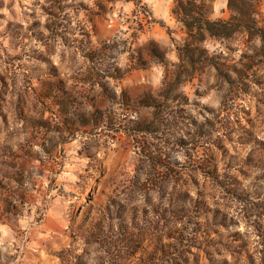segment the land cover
Wrapping results in <instances>:
<instances>
[{"label":"rangeland","instance_id":"obj_1","mask_svg":"<svg viewBox=\"0 0 264 264\" xmlns=\"http://www.w3.org/2000/svg\"><path fill=\"white\" fill-rule=\"evenodd\" d=\"M19 2L27 28L0 13V35L20 49L4 50L0 71V223L19 241L0 244V264H264L263 41L209 38L222 75L205 66L187 77L174 0L144 2L152 16L125 0ZM217 3L207 13L229 17ZM57 81L71 96L65 117L43 98ZM177 209L189 215L164 218Z\"/></svg>","mask_w":264,"mask_h":264},{"label":"trees","instance_id":"obj_2","mask_svg":"<svg viewBox=\"0 0 264 264\" xmlns=\"http://www.w3.org/2000/svg\"><path fill=\"white\" fill-rule=\"evenodd\" d=\"M132 2L135 5L134 12L140 14H148L152 16L148 6L143 0H125ZM206 0H174L171 8V14L181 24L184 31V39L182 43L176 46L179 63L177 64L178 70L183 69L187 77L191 76V72L202 70L205 66H212L215 68L219 75L223 73V62L219 54H210L204 46L207 39L227 40L232 38L236 33L244 32L248 35L249 40L256 37L260 38L264 43V23L258 19L260 14L261 0H229L228 9L230 12L227 18H212L205 8ZM153 19V18H152ZM102 52L100 49L94 48L86 53L89 59L94 58L97 54ZM63 83L57 81L56 84H50L44 92L43 98H52L53 104L60 109L62 117L66 116V111H62L68 105L70 94L62 89ZM55 90L60 94L56 95ZM167 100H172L168 96ZM157 98L149 96L146 100V105H156ZM94 120L101 121L105 119L102 112H97L93 115ZM111 119V118H106ZM108 121V120H107ZM91 122H83V125H91ZM135 132H144V128H134ZM154 177H158L155 176ZM173 199V198H172ZM175 203L187 201V205L195 204L194 206L202 210L204 203L195 200L193 197L186 194H179L174 196ZM164 218L168 216L174 218L176 221L180 218H185L189 215V210L177 209L173 212L165 210ZM201 213V212H200ZM200 213L198 215H200ZM158 215H164L157 212ZM125 242V239L124 241Z\"/></svg>","mask_w":264,"mask_h":264},{"label":"clouds","instance_id":"obj_3","mask_svg":"<svg viewBox=\"0 0 264 264\" xmlns=\"http://www.w3.org/2000/svg\"><path fill=\"white\" fill-rule=\"evenodd\" d=\"M30 2H31V0H23V3L25 5L29 4ZM77 2H79V0H77ZM143 2H147V0H143ZM228 2H229V0H218L217 7H216L217 14H220V9L221 8H227ZM10 3H12V0H4V5L5 6L4 7H0V13H2L5 16H7L9 19L18 18L20 20V22L25 25V28H27L28 24L31 23V21L30 20H28V21L24 20V18L22 16L21 8H20L19 0H16V2L12 5L13 8L15 9V12L17 13L16 17H13L12 12L10 11V9L8 7V5ZM40 3L44 4L45 0H40ZM84 3L92 5L93 7L96 6V0H84ZM119 6H120V3H117V7H119ZM129 7H131V5H129ZM129 7H126L124 9L125 18L127 17V15H130ZM69 11L71 12V10H69ZM37 13H38V18L40 19L42 24L49 19V17L47 15H44L42 12H40L39 9H37ZM118 14H119L118 12L114 13L111 18L114 19ZM72 15L75 16L74 13H72ZM79 19L85 20V16H84L83 12H81ZM7 23H8L7 20L0 21V33H3L5 31ZM73 23L75 24V20L73 21ZM121 27H124V25L121 24ZM46 34H47V32H46ZM33 44H36L37 47H40L41 50H43L42 46L37 44L36 41H33ZM5 49H8L10 52H12L13 55H15L17 52L20 51V49H14L13 50L11 48L10 44H9L8 38L6 36L0 35V71H3V68L7 67L6 65H4V60L6 59L5 51H4ZM241 51L242 50H238V51L235 52V56H236L237 60L240 59ZM13 99H14V97H12V96L9 97L10 101L13 100ZM252 104H253V106L255 105V101L254 100L252 101ZM21 139H22V137H21ZM0 143H2V138H0ZM13 146L15 147V145H13ZM113 147H115V145H113ZM36 150L40 151L39 148H37ZM100 155L102 156V153H100ZM181 159H183V157H181ZM75 179H76V177H73V180H75ZM19 226L22 229H27L28 228V223L25 222L24 220H21ZM239 231L240 232H245V231L251 232L253 230L251 228L246 229L245 226H244V223L242 222L241 226L239 228ZM5 241H7L9 248H12L13 244H18L19 243V241H17L14 238V236L12 234V229L9 228L6 224L0 223V244H4ZM228 259L231 260L232 258L228 257Z\"/></svg>","mask_w":264,"mask_h":264}]
</instances>
